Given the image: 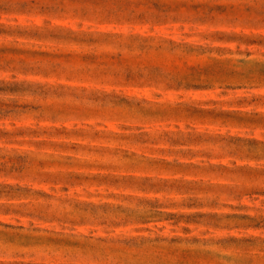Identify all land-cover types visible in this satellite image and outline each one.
Instances as JSON below:
<instances>
[{
  "label": "rangeland",
  "instance_id": "1",
  "mask_svg": "<svg viewBox=\"0 0 264 264\" xmlns=\"http://www.w3.org/2000/svg\"><path fill=\"white\" fill-rule=\"evenodd\" d=\"M0 264H264V0H0Z\"/></svg>",
  "mask_w": 264,
  "mask_h": 264
}]
</instances>
